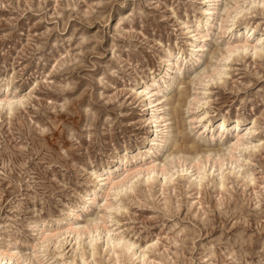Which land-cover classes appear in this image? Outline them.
<instances>
[{"label":"rangeland","instance_id":"374dc122","mask_svg":"<svg viewBox=\"0 0 264 264\" xmlns=\"http://www.w3.org/2000/svg\"><path fill=\"white\" fill-rule=\"evenodd\" d=\"M250 2L221 0L207 31L213 0H0V247L27 264H264V45L222 56L264 36V0ZM173 79L155 124L145 94ZM169 138L175 155L212 150L208 176L176 158L171 183L142 175L118 199L106 183L90 196L120 160L111 177L167 164ZM95 223L92 244L65 234ZM42 233L59 235L35 249Z\"/></svg>","mask_w":264,"mask_h":264},{"label":"bare ground","instance_id":"6f19581e","mask_svg":"<svg viewBox=\"0 0 264 264\" xmlns=\"http://www.w3.org/2000/svg\"><path fill=\"white\" fill-rule=\"evenodd\" d=\"M251 4H255L257 2V0H250ZM220 2L221 0H213V5L211 8H209L207 10V12H209V19L207 21V31H210L211 29H213L215 27V22L217 21V17L219 16L220 12H221V7L220 6ZM233 9L229 7V4L226 5L225 7V17H233V16H229V11ZM206 11V10H205ZM239 14V13H238ZM237 14V17H239V15ZM237 17L234 18L235 20L233 21V26L235 27L237 24ZM254 31V28L250 29L249 32L247 33L248 36H246L244 39H242V41H237L238 43L236 45L233 46H228L225 50V53L222 54V56L225 58V60H229L232 55H234L235 53H247V52H251L253 58L257 57L258 52H260V46L264 45V36H260V37H255L252 38L250 36V32ZM221 34H224V32L222 31ZM201 39H203L204 37H200ZM252 39V41L250 42V40ZM207 48V44L203 43L199 46H194L192 52H194L196 49H200L198 50V52H202L205 51ZM211 55V52L206 50L204 53L202 52V55L198 58H191L190 61L195 60V66L199 65L203 59L204 56L209 57ZM180 56V55H179ZM177 58V56H176ZM183 58V56H182ZM178 63V62H176ZM175 63V65H177ZM220 74V72H219ZM201 77L203 78H210V75H208V73H203L201 74ZM200 82L202 81L201 79L199 80ZM178 80L177 79H173L170 87L167 89V91L162 94L159 95L158 94V87L159 85L154 83L153 84V88L151 90H149V92H147L145 94V96H150L151 98H153V100L149 103L151 106V108H154V112H153V118L152 120L153 123H158L160 118L158 116H160L165 107L168 105L167 103V98L169 97V90H172L174 88V86L177 84ZM163 85H165V83H167L166 81H163ZM144 93V92H143ZM173 93V92H172ZM180 99L179 102L183 103L185 100V97L187 96L186 92H180L179 93ZM15 101H11L8 100L7 104L9 106V110L12 109V106L14 105ZM19 103V105H22V102H17ZM2 106V100H0V107ZM150 108V109H151ZM169 121H172L171 119L164 121V124L161 125V127H157V131L156 133L158 134V130L161 129H168L169 126ZM253 129H251V133H252ZM170 134V133H169ZM168 134V135H169ZM170 136V135H169ZM167 148H169L167 150V155L165 156V162L166 163H159L156 164V162H154L153 164H151L150 166H140V167H135L131 170L128 171V175L126 177H123L122 175L119 176H115V177H111L108 173L109 171H123V168L125 169L126 164L128 163V161H122L120 160L114 167H110L108 170L106 171L107 174L105 175H100L99 179H98V184L95 187L94 190L90 191V196H96L102 186L106 183V185L108 186L107 191L105 192V195L108 196H113L116 197V199H118V197H120L121 195H123L124 193H126L128 191V185L132 182L131 179L136 178V177H140L142 175H145V181L149 182L150 180H152L156 175H159V173L162 174L163 177V185H166L168 183H171L175 177V175L179 174V172L181 171H176L173 174V169H171L172 166H175L176 164V158L178 159L179 163H186L187 161L190 160V166L191 169L192 168H197V170L199 172H203V177L205 178L206 176H208L207 173V165L211 162L212 156H213V151L212 150H206V151H199V149L197 148H187L185 146L181 147L178 150V153L175 152L171 153L172 149L175 147V143H172V139L169 138L166 142V146ZM180 154H186L187 157H182L180 158L179 155ZM182 156V155H181ZM233 162V161H231ZM233 164V163H232ZM183 172V171H182ZM92 177L96 176V173L93 172V174L91 175ZM193 177V176H192ZM98 177H96L97 179ZM131 179V180H130ZM217 186L220 188V190L222 189V183L221 181L217 184ZM197 187L199 188V185H197ZM90 225V224H89ZM101 225L99 224H93L91 226H73V225H69V228L65 231V234H73L75 235L77 238L82 237L84 235H89L91 236V240H90V244H92L93 242H96L98 240H100L101 237ZM59 234H51V233H42L40 236V239L42 240V243L39 245H34L33 247L36 249H41V247L43 248L42 245L50 243L53 241V239L55 237H57ZM123 240L121 238H116L114 240L109 239L106 243V246L109 245H113L115 247H119L122 244ZM131 248V247H130ZM129 248V249H130ZM38 251V250H36ZM34 253V256H38L39 257V252ZM93 252H91L90 257L91 259H95V249H92ZM36 257V258H38ZM135 257V254L132 255V258ZM145 258V255H144ZM0 264H27V259H25L23 257V255L21 254V252H19L18 250H16L15 248H10L8 247H0ZM38 264H52V263H45V262H39ZM70 264H76L75 262H71ZM82 264H88L86 259L82 260Z\"/></svg>","mask_w":264,"mask_h":264}]
</instances>
